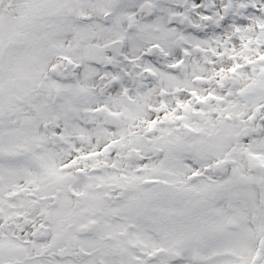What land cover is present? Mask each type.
<instances>
[{
  "label": "snow or ice",
  "instance_id": "1",
  "mask_svg": "<svg viewBox=\"0 0 264 264\" xmlns=\"http://www.w3.org/2000/svg\"><path fill=\"white\" fill-rule=\"evenodd\" d=\"M0 264H264V0H0Z\"/></svg>",
  "mask_w": 264,
  "mask_h": 264
}]
</instances>
